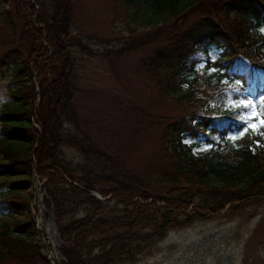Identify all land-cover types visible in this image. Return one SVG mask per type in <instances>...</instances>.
I'll return each mask as SVG.
<instances>
[{"label":"trees","instance_id":"trees-1","mask_svg":"<svg viewBox=\"0 0 264 264\" xmlns=\"http://www.w3.org/2000/svg\"><path fill=\"white\" fill-rule=\"evenodd\" d=\"M34 1L0 0V32H14L17 21L26 40L18 51L10 35L0 38V65L12 64L17 75L16 87L8 88L11 99L0 104V207L28 212H5L0 221V264L38 259L34 229L13 233L31 224L25 185H32L34 170L50 196L60 236L93 264L133 262L170 231L233 216L264 200L263 137L251 129L238 135L257 121L241 115L252 107L245 94L250 84L261 97L259 117L264 114V79L256 75L264 77V0H114L119 7L111 12V31L120 23L130 44L75 33L73 0H49V16L37 12L40 0ZM159 40L162 47L141 68L162 98L191 110L164 124L163 145L178 160L173 170L148 166L163 197L141 188V176L117 168L110 154L79 137L73 107L78 61L125 56ZM231 42L244 50L248 71L237 64L240 54L228 48ZM214 50H223L218 59L210 55ZM33 79L39 104L31 113ZM199 104L205 114H196ZM188 136L196 140L184 143ZM193 147L205 150L195 156ZM65 148L81 161L74 163Z\"/></svg>","mask_w":264,"mask_h":264},{"label":"rangeland","instance_id":"rangeland-1","mask_svg":"<svg viewBox=\"0 0 264 264\" xmlns=\"http://www.w3.org/2000/svg\"><path fill=\"white\" fill-rule=\"evenodd\" d=\"M73 2L75 33L85 38L114 40L115 44L126 41L130 44L128 35H120V23L116 25L115 34L111 31V12L119 7L114 0ZM34 6L37 12L50 15L49 0H40V4ZM236 14H232L233 17ZM20 32L21 25L16 21L15 31H2L0 38L5 39L10 35L13 48L21 51L26 40ZM148 34V31L139 33L137 37L142 39ZM193 39H203V36H195ZM162 43V40L150 43L125 56H99L78 61L74 81L77 91L74 93L73 107L79 118V137L89 138L94 145L110 154L117 168L141 176L144 179L141 188L163 197L166 194L158 182L147 174L148 166L156 171L173 170L178 160L170 153L169 144L167 150L163 145L164 124L191 110H188L187 104L181 108L173 98H162L146 71L141 68V62L150 58L156 49L162 47ZM227 46L238 54L244 51L238 50L234 42ZM221 52L213 51L210 55L216 58ZM237 64L242 70H249V63L241 54L238 55ZM256 75L264 79L260 74ZM15 76L12 64L0 65V104L11 99L8 88L16 87ZM33 81L36 93L30 99L31 113L36 111L39 104L38 83L35 79ZM245 94L256 105L255 109L251 107L247 112L241 113L249 118L253 111L261 112L262 101L255 94L252 84L247 87ZM193 108L196 114H205L200 104ZM259 118L264 119V114ZM259 130L264 132V128ZM234 134L235 132L232 133ZM262 137L258 145L264 152V135ZM199 138L202 139V136ZM195 140L188 136L183 142L191 144ZM204 150L205 148L193 147L192 154L198 156ZM64 151L74 163L81 161L76 151L69 148ZM17 166L8 164L13 172L18 170ZM25 187L28 188L26 193L30 195L28 208L31 224L28 227H14L13 233L25 234L34 229V243L38 247L39 256L35 262L6 259L1 264H82L87 261L88 264H93L92 260L89 261V258L72 246V242L60 236L49 202L50 196L43 182L32 178V185L29 187L26 182ZM93 194L96 197L99 195L97 192ZM5 212L21 217L28 213L26 209L17 210L15 206L2 205L0 221L7 218ZM53 225L55 229L52 228ZM117 264H264V200L255 202L233 216H214L208 221H197L170 231L150 250L137 256L135 261H118Z\"/></svg>","mask_w":264,"mask_h":264},{"label":"snow or ice","instance_id":"snow-or-ice-1","mask_svg":"<svg viewBox=\"0 0 264 264\" xmlns=\"http://www.w3.org/2000/svg\"><path fill=\"white\" fill-rule=\"evenodd\" d=\"M262 31H264V29H262ZM241 103H243V101H241ZM251 103V102H249ZM244 107L248 108L249 104L248 103H244ZM256 105L252 104V108L255 109ZM252 118H256L257 122L256 123H247L246 126L242 129V131L238 134L240 136H243L245 133H247L249 131V129L252 130V132L258 133L259 135H264V132H260L259 129L260 128H264V119H260L259 118V114L256 113L255 111H253L251 113V115L249 116V119ZM237 137L233 136L232 139L235 140Z\"/></svg>","mask_w":264,"mask_h":264},{"label":"water","instance_id":"water-1","mask_svg":"<svg viewBox=\"0 0 264 264\" xmlns=\"http://www.w3.org/2000/svg\"><path fill=\"white\" fill-rule=\"evenodd\" d=\"M37 176H36V174H34V178H36Z\"/></svg>","mask_w":264,"mask_h":264},{"label":"bare ground","instance_id":"bare-ground-1","mask_svg":"<svg viewBox=\"0 0 264 264\" xmlns=\"http://www.w3.org/2000/svg\"><path fill=\"white\" fill-rule=\"evenodd\" d=\"M49 227V226H48ZM53 229H55V227H54V225H53V227H52Z\"/></svg>","mask_w":264,"mask_h":264}]
</instances>
